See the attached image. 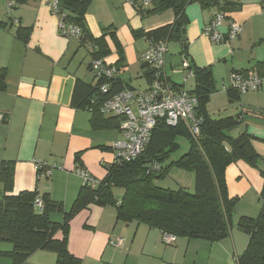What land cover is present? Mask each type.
Here are the masks:
<instances>
[{"label":"crops","instance_id":"1","mask_svg":"<svg viewBox=\"0 0 264 264\" xmlns=\"http://www.w3.org/2000/svg\"><path fill=\"white\" fill-rule=\"evenodd\" d=\"M7 1L0 0V75L5 73L6 83V90L0 92L4 117L0 120V168L2 161L15 164L13 195L24 191L48 194L69 211L83 186L77 168L98 181L107 175L114 162L113 145L122 138L120 119L100 114L94 124L92 113L80 106L82 99L75 93L78 81L97 83L90 68L96 51L93 43L61 36L48 0H13L11 10ZM218 1L211 7L198 2L187 6L181 40L167 38L166 74L173 88L192 93L195 71L192 68L194 76L184 82L182 53L194 68H210L216 91L207 112L215 119L234 117L239 136H252L260 156L258 168L239 161L226 170L229 195L240 199L248 192H264V92L232 93L230 76L264 72V0ZM219 12L227 17L222 33L232 22L243 28L231 42L215 44L203 32ZM174 21L172 9L142 16L126 0H91L84 22L90 38H105L107 63H118L122 55L116 80L123 88L146 90L152 81V70L143 61L149 42L136 32H153ZM39 162L48 164L49 176L43 174L46 169L39 171ZM50 218L59 223L63 216L54 213ZM74 221L69 249L82 264H234L249 242L248 236L231 225L230 235L219 242L178 238L166 245L160 230L119 222L110 206H91L71 224ZM117 238L124 241L122 247L110 245ZM11 250L12 245L0 242V252ZM0 264L14 263L2 257ZM25 264H56V255L37 251Z\"/></svg>","mask_w":264,"mask_h":264},{"label":"trees","instance_id":"2","mask_svg":"<svg viewBox=\"0 0 264 264\" xmlns=\"http://www.w3.org/2000/svg\"><path fill=\"white\" fill-rule=\"evenodd\" d=\"M65 15L64 21L79 26L84 38L96 47L94 59H103L109 54L105 38L93 40L88 36L85 15L91 0H58ZM203 7L218 5V0H150V6L138 9L142 16L160 14L172 9L175 21L153 32L135 34L151 40H181V31L186 24L185 10L191 3ZM227 7L228 4H225ZM115 38L112 34V38ZM184 43V41H183ZM182 55L186 54L182 53ZM121 60L115 65L118 73ZM107 63V62H106ZM109 64V63H108ZM196 88L192 94L198 100L196 113L203 118L200 135L195 139L185 124L170 127L159 124L143 153L129 163H116L108 167L105 178L95 186L83 185L74 204L66 211L63 204L54 201L48 194L24 191L13 195L15 164L2 161L0 168V242L12 245V250L0 252V259L8 257L14 264H25L37 251H48L56 255V264H82L69 249L71 222L82 211L91 206H114L117 221L145 224L162 233L189 240L219 242L230 235L231 219L238 197L229 195L226 170L239 161L258 168L260 156L252 145V136L241 134L237 139L230 132L239 126L234 117L213 118L207 112L209 99L216 91L210 68H194ZM118 75V74H117ZM101 83V82H100ZM95 86L78 81L75 93L82 99L81 107L93 115V123L100 117L98 104L92 105L99 95V84ZM109 94L124 90L120 81L112 80ZM6 90L5 73L0 75V92ZM232 93L239 94L236 91ZM180 139L189 142L186 153L175 157L181 146ZM174 158V161L171 159ZM160 163L161 171H153V164ZM176 167L195 174L193 192L180 188L164 189L157 185L171 168ZM42 171V170H39ZM42 174V172L40 173ZM264 177V173H263ZM123 190L122 200L114 198L115 189ZM42 208H37L36 200ZM61 213V222H53L50 216ZM238 228L249 238L246 250L234 264H264V206L258 218L242 217Z\"/></svg>","mask_w":264,"mask_h":264},{"label":"built area","instance_id":"3","mask_svg":"<svg viewBox=\"0 0 264 264\" xmlns=\"http://www.w3.org/2000/svg\"><path fill=\"white\" fill-rule=\"evenodd\" d=\"M43 1V0H38ZM51 11L58 18L59 33L69 39L83 40L82 29L73 24H69L58 0H48ZM135 10L150 6V0H126ZM9 10L14 6L13 0H8ZM226 15L223 12L215 14L212 20L205 26L204 34L215 44L231 42L243 33L240 24L232 22L228 26L227 32L222 33L221 29L226 22ZM149 49L143 56L144 63L152 70V81L146 90L124 89L115 94H109L110 82L118 74L115 65L106 63L103 59H93L90 68L95 80L99 84V95L103 96V101L97 97L92 99V105L98 104L101 115L115 116L120 119V131L122 138L113 145L114 161L116 163H129L137 159L145 150L151 140L154 129L159 124L170 127H177L185 124L193 138H197L201 132L203 118L196 113L198 107L197 98L190 92L173 88L166 74V58L168 54V41L148 39ZM96 48V47H94ZM181 68L186 71L184 82L194 76L189 58L181 56ZM230 89L244 94L248 92H264V72L245 71L233 72L230 76ZM224 91L228 87H223ZM4 117L0 115V120ZM39 170L46 169L43 173L50 175L51 169L45 162L37 164ZM153 171L159 172L162 169L160 163L153 164ZM83 181V185L95 186L98 180L92 178L90 174L77 168L75 171ZM42 174V175H43ZM37 208H42L40 200H36ZM163 243L172 245L177 240L171 234L162 233ZM124 241L120 238L111 239L110 245L122 247Z\"/></svg>","mask_w":264,"mask_h":264},{"label":"rangeland","instance_id":"4","mask_svg":"<svg viewBox=\"0 0 264 264\" xmlns=\"http://www.w3.org/2000/svg\"><path fill=\"white\" fill-rule=\"evenodd\" d=\"M179 142L181 144V148L178 151L177 155L180 156L183 153L187 152L189 148V143L184 139L179 140ZM157 185L164 189L178 190L180 188H184L190 192H193L195 185V174L193 171H187L173 167L170 169V171L167 173V175L162 181L157 182ZM232 185L234 186V184ZM241 191L242 190H239V195H243ZM123 193L124 192L122 189L119 188L115 189L114 198L120 202L122 200ZM263 206H264V192L262 194L261 192H248L247 194H244V196L242 197L240 196V199L236 203L235 209L232 214L231 225H234L238 230H240L238 228V224L241 218L242 217L258 218ZM110 208L116 210L114 206H110ZM75 222L76 221H74L71 224L70 237L73 236L74 234L73 230H74Z\"/></svg>","mask_w":264,"mask_h":264},{"label":"water","instance_id":"5","mask_svg":"<svg viewBox=\"0 0 264 264\" xmlns=\"http://www.w3.org/2000/svg\"><path fill=\"white\" fill-rule=\"evenodd\" d=\"M185 33V31H183V34ZM230 136L233 138V139H237L239 137V129L236 128L234 130H232L230 132ZM171 161H174V158L171 159Z\"/></svg>","mask_w":264,"mask_h":264}]
</instances>
